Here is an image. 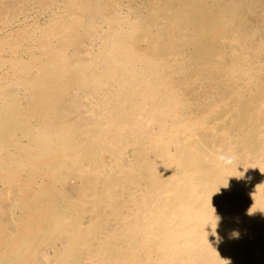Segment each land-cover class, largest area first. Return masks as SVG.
Here are the masks:
<instances>
[{
    "label": "bare ground",
    "instance_id": "obj_1",
    "mask_svg": "<svg viewBox=\"0 0 264 264\" xmlns=\"http://www.w3.org/2000/svg\"><path fill=\"white\" fill-rule=\"evenodd\" d=\"M42 3L0 36V264H264V0Z\"/></svg>",
    "mask_w": 264,
    "mask_h": 264
},
{
    "label": "rangeland",
    "instance_id": "obj_2",
    "mask_svg": "<svg viewBox=\"0 0 264 264\" xmlns=\"http://www.w3.org/2000/svg\"><path fill=\"white\" fill-rule=\"evenodd\" d=\"M28 1H30V2H28ZM34 1H36V2H38V3H36V2H34ZM34 2V3H33ZM25 3H27V5L25 4ZM24 3V7H25V10H21V9H24V7H23V5L19 8V9H14L11 13V15H13V16H11L12 18L10 19V16H9V23L8 22H6L5 23V21L4 22H2V23H0V36H3L4 34H6L8 31H12V30H19V29H22V28H28V29H33L34 28V25H36V23H40V24H44L45 22H47V20L49 19V17H50V15L52 14V11H49L48 12V10L47 9H45L46 8V6H44V4L42 5H40V6H38L40 3H41V0L40 1H38V0H33V1H31V0H27L26 2ZM29 3V4H28ZM31 3V4H30ZM38 4V5H37ZM29 5V6H28ZM32 5V6H31ZM34 5V6H33ZM38 6V7H37ZM26 7H27V11H26ZM29 7L33 10H31V9H29ZM36 7V8H35ZM44 7V8H43ZM40 8V9H39ZM19 10V11H18ZM22 11H24V12H22ZM54 11H57L56 10V7L54 8ZM17 12V13H16ZM25 12H26V14H25ZM13 13H16V15H15V17H14V14ZM25 14V16H24V14ZM44 13H45V15H44ZM23 15V16H22ZM48 15H49V17H48ZM17 16H18V18H17ZM24 17V18H23ZM40 17V18H39ZM43 17V18H42ZM261 16L258 14V15H256V17H254L253 19H252V24H251V26L252 27H254L255 26V28H260V29H264V21L260 18ZM258 18V19H257ZM31 19H33V20H31ZM39 21H38V20ZM44 19V20H43ZM12 20V21H11ZM28 20V21H27ZM257 20V21H256ZM11 21V22H10ZM30 21V22H29ZM32 21H34V23L32 22ZM13 23V24H12ZM20 23V24H19ZM258 23V24H257ZM261 23H262V25H261ZM24 25V26H22V25ZM27 24V25H26ZM21 27H20V26ZM6 26V27H5ZM14 26V27H13ZM16 26V27H15ZM13 28V29H12ZM5 31V32H4ZM4 32V33H3ZM3 33V34H2ZM1 58V57H0ZM50 251V250H49Z\"/></svg>",
    "mask_w": 264,
    "mask_h": 264
},
{
    "label": "clouds",
    "instance_id": "obj_3",
    "mask_svg": "<svg viewBox=\"0 0 264 264\" xmlns=\"http://www.w3.org/2000/svg\"><path fill=\"white\" fill-rule=\"evenodd\" d=\"M217 160L225 165H231L234 161V157L221 151L217 154Z\"/></svg>",
    "mask_w": 264,
    "mask_h": 264
}]
</instances>
